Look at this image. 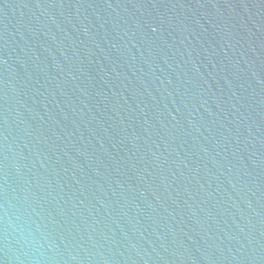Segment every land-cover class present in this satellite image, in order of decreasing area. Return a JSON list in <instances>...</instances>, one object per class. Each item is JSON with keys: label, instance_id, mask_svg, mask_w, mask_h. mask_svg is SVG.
<instances>
[{"label": "water", "instance_id": "95a60500", "mask_svg": "<svg viewBox=\"0 0 264 264\" xmlns=\"http://www.w3.org/2000/svg\"><path fill=\"white\" fill-rule=\"evenodd\" d=\"M0 264H264V0H0Z\"/></svg>", "mask_w": 264, "mask_h": 264}]
</instances>
